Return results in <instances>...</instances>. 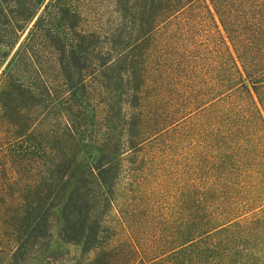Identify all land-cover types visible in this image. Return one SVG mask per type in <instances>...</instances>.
I'll list each match as a JSON object with an SVG mask.
<instances>
[{"label":"trees","instance_id":"trees-1","mask_svg":"<svg viewBox=\"0 0 264 264\" xmlns=\"http://www.w3.org/2000/svg\"><path fill=\"white\" fill-rule=\"evenodd\" d=\"M0 264H264V0H0Z\"/></svg>","mask_w":264,"mask_h":264},{"label":"rangeland","instance_id":"rangeland-1","mask_svg":"<svg viewBox=\"0 0 264 264\" xmlns=\"http://www.w3.org/2000/svg\"><path fill=\"white\" fill-rule=\"evenodd\" d=\"M71 249H73V248H71Z\"/></svg>","mask_w":264,"mask_h":264}]
</instances>
